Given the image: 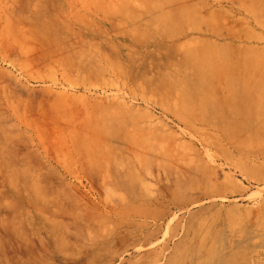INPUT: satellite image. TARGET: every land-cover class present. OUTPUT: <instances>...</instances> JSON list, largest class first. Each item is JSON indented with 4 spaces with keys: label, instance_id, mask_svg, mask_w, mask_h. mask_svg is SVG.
I'll return each mask as SVG.
<instances>
[{
    "label": "rangeland",
    "instance_id": "1",
    "mask_svg": "<svg viewBox=\"0 0 264 264\" xmlns=\"http://www.w3.org/2000/svg\"><path fill=\"white\" fill-rule=\"evenodd\" d=\"M0 264H264V0H0Z\"/></svg>",
    "mask_w": 264,
    "mask_h": 264
}]
</instances>
